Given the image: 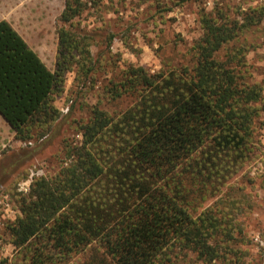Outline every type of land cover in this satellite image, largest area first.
I'll use <instances>...</instances> for the list:
<instances>
[{"label":"trees","instance_id":"1","mask_svg":"<svg viewBox=\"0 0 264 264\" xmlns=\"http://www.w3.org/2000/svg\"><path fill=\"white\" fill-rule=\"evenodd\" d=\"M102 2L63 1L53 71L0 20V114L15 139L49 136L67 72L87 79L99 70L97 39L78 19ZM263 19L264 5L234 15L203 9L190 62L154 73L130 64L105 83L104 94L128 96L130 106L115 115L93 106L66 164L18 193L20 214L6 228L27 264H169L177 250L220 258L233 240L231 219L224 209L197 212L191 196L218 188L252 151L263 87L247 80L241 36Z\"/></svg>","mask_w":264,"mask_h":264},{"label":"rangeland","instance_id":"2","mask_svg":"<svg viewBox=\"0 0 264 264\" xmlns=\"http://www.w3.org/2000/svg\"><path fill=\"white\" fill-rule=\"evenodd\" d=\"M64 0H0V20H7L45 66L53 71L57 52L56 18ZM264 0H103L100 8H89L79 23L91 29L98 45L91 47L99 70L87 79L67 72L54 103L61 111L49 136L37 141L15 139L11 124L0 114V264H27L10 242L6 225L20 214L18 193H26L33 177L52 175L65 165L67 144H78L80 123L87 121L93 106L115 115L132 99H112L103 86L127 65L143 66L150 73L190 62L191 46L202 35L200 12L223 9L230 15ZM116 33L110 46L107 35ZM247 80L263 87L254 121L252 151L218 188L197 192L192 204L197 212L213 207L231 219L233 240L211 262L196 253L176 251L169 264H264V19L244 32ZM218 185V184H217ZM220 211V212H219ZM69 264H80L74 258ZM67 263V264H68Z\"/></svg>","mask_w":264,"mask_h":264}]
</instances>
